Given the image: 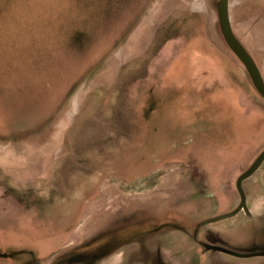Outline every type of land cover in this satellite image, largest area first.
Instances as JSON below:
<instances>
[{
    "label": "rangeland",
    "instance_id": "obj_1",
    "mask_svg": "<svg viewBox=\"0 0 264 264\" xmlns=\"http://www.w3.org/2000/svg\"><path fill=\"white\" fill-rule=\"evenodd\" d=\"M257 2L231 0L236 29ZM217 3L0 0V264H132L163 246L175 264H264V209L205 224L264 150V100ZM243 187L264 200V163Z\"/></svg>",
    "mask_w": 264,
    "mask_h": 264
},
{
    "label": "water",
    "instance_id": "obj_2",
    "mask_svg": "<svg viewBox=\"0 0 264 264\" xmlns=\"http://www.w3.org/2000/svg\"><path fill=\"white\" fill-rule=\"evenodd\" d=\"M230 0H219L217 6V15L219 20V27L221 33L225 39L226 45L234 53V55L239 59L238 61L244 66L248 74L250 75L251 82L255 87L256 91L259 93L260 97L264 99V80L263 76L253 62L252 56L245 50V48L240 44V41L236 38L232 30V22L229 13ZM264 163V150L260 153L258 158L255 160L252 166H250L237 180L236 190L241 197L239 207L232 214H226L218 218L209 219L205 224L216 223L226 218L235 217L242 209L247 210L246 207V195L242 187V183L248 178L250 179L262 166Z\"/></svg>",
    "mask_w": 264,
    "mask_h": 264
},
{
    "label": "flooded vegetation",
    "instance_id": "obj_3",
    "mask_svg": "<svg viewBox=\"0 0 264 264\" xmlns=\"http://www.w3.org/2000/svg\"><path fill=\"white\" fill-rule=\"evenodd\" d=\"M263 5L264 6V0H260V3L257 2V5L255 7L256 9V18H255V25H251L249 29H245V30H238L236 29L232 24V30L236 36V38L240 41V44L245 48V50L252 56V59H253V62L257 65V67L259 68L260 72H261V69L258 65V60H259V56H260V53L257 54L258 52V49H256L255 47H257V38L258 40H261L258 44L260 45L261 42L264 43V34L263 33H260L259 29L257 30L256 27L257 25H262L261 23L264 22V11L263 12H260L258 13L257 11V7L258 5ZM218 5V3H217ZM216 10H217V6H216ZM217 12V11H216ZM229 13H230V10H229ZM218 16V15H217ZM230 18L232 19L231 15H230ZM260 19V21H259ZM232 22V20H231ZM219 25V24H218ZM220 28V27H219ZM247 30V31H246ZM221 31V30H220ZM240 35V37H238V35ZM224 38V37H223ZM225 40V39H224ZM226 42V41H225ZM250 42V43H249ZM228 47V46H227ZM229 48V47H228ZM254 48V49H253ZM231 51V50H230ZM232 52V51H231ZM233 53V52H232ZM234 54V53H233ZM235 56V55H234ZM236 57V56H235ZM237 58V57H236ZM238 59V58H237ZM239 60V59H238ZM239 62V61H238ZM244 67V66H243ZM246 70V69H245ZM248 73V72H247ZM262 74V72H261ZM249 75V74H248ZM263 76V74H262ZM250 77V75H249ZM251 78V77H250ZM249 78V79H250ZM264 78V77H263ZM264 80V79H263ZM251 81V79H250ZM252 83V82H251ZM253 85V84H252ZM254 87V86H253ZM255 88V87H254ZM256 90V89H255ZM264 100V99H263ZM258 158V157H257ZM253 165V164H252ZM263 165V164H262ZM249 168V167H248ZM260 169V168H259ZM258 169V170H259ZM247 170V169H246ZM245 170V171H246ZM244 171V172H245ZM243 172V173H244ZM242 173V174H243ZM257 173V172H256ZM255 173V174H256ZM241 174V175H242ZM254 174V175H255ZM240 175V176H241ZM253 175V176H254ZM239 176V177H240ZM252 176V177H253ZM251 177V178H252ZM250 178V179H251ZM249 179V178H248ZM246 181V180H245ZM244 181V183H245ZM237 183V182H236ZM236 183H235V188H236ZM263 185V184H262ZM242 187H243V183H242ZM243 190H244V187H243ZM237 191V190H236ZM245 192V190H244ZM238 193V192H237ZM239 195V194H238ZM245 195H246V207H247V210H244L242 209L236 216L240 215V214H243V213H248V216L250 217H253L252 214L250 212H253V213H257L259 212L260 210L264 209V200L262 201H255L251 204H248V197H247V194L245 192ZM240 197V195H239ZM240 201H241V197H240ZM240 201L237 205V207L230 213L232 214L233 212L236 211V209L239 207V204H240ZM140 206V205H139ZM139 206L137 207H132L131 209H129V213L124 215V214H120L118 217L114 218V222L113 224L115 223V221L119 218L121 221H124V222H129L131 223L133 218L138 214V213H146L147 211L145 210H142L141 208H139ZM229 214V213H227ZM226 215V214H225ZM235 216V217H236ZM233 217V218H235ZM218 218V217H217ZM124 219V220H123ZM211 219V218H210ZM214 219V218H213ZM227 219V218H226ZM87 237V236H86ZM85 237V238H86ZM81 245L84 244V242L82 241V243H80ZM81 245H77V247H80ZM169 252L170 250L166 249L164 246L160 249H156V252H154L153 255H151L149 258H147L146 260H138L137 262H133L132 264H175V262H173L170 257H169Z\"/></svg>",
    "mask_w": 264,
    "mask_h": 264
},
{
    "label": "crops",
    "instance_id": "obj_4",
    "mask_svg": "<svg viewBox=\"0 0 264 264\" xmlns=\"http://www.w3.org/2000/svg\"><path fill=\"white\" fill-rule=\"evenodd\" d=\"M230 2H231V0H230ZM254 25H255V21H254ZM246 29H249V28H246ZM226 89H227L229 92L226 93L225 97H223V98H226V99H228V100L230 99L232 102H229V103L233 106V105H235V103H234V102H235V96H234L235 93H234V92L231 93V90H229V86H226ZM224 93H225V91H224ZM223 96H224V95H223ZM228 100H227V101H228ZM230 104H229V105H230ZM233 107H234V106H233ZM218 109H219V107H217L216 111H218Z\"/></svg>",
    "mask_w": 264,
    "mask_h": 264
}]
</instances>
